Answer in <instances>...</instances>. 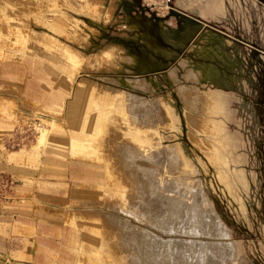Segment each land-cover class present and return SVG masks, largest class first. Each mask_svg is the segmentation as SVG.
I'll use <instances>...</instances> for the list:
<instances>
[{
    "label": "rangeland",
    "instance_id": "rangeland-1",
    "mask_svg": "<svg viewBox=\"0 0 264 264\" xmlns=\"http://www.w3.org/2000/svg\"><path fill=\"white\" fill-rule=\"evenodd\" d=\"M0 91L56 264H264L263 0H0Z\"/></svg>",
    "mask_w": 264,
    "mask_h": 264
},
{
    "label": "crops",
    "instance_id": "crops-1",
    "mask_svg": "<svg viewBox=\"0 0 264 264\" xmlns=\"http://www.w3.org/2000/svg\"><path fill=\"white\" fill-rule=\"evenodd\" d=\"M8 109V97L0 91V176L12 175L19 181L10 195L0 193V264H56L55 250L42 242L38 230L44 212L40 196L51 184L42 183L40 168L45 167L47 175L56 171H50L51 164H42L39 154L8 147Z\"/></svg>",
    "mask_w": 264,
    "mask_h": 264
},
{
    "label": "bare ground",
    "instance_id": "bare-ground-1",
    "mask_svg": "<svg viewBox=\"0 0 264 264\" xmlns=\"http://www.w3.org/2000/svg\"><path fill=\"white\" fill-rule=\"evenodd\" d=\"M207 252L209 253V252H211V251L208 250ZM205 254H206V253H205ZM215 255H216V254H215ZM203 256H204V255L202 254V258H199V260H200V263H199V264H202V263L204 262L205 259L203 258ZM203 264H204V263H203ZM205 264H206V263H205Z\"/></svg>",
    "mask_w": 264,
    "mask_h": 264
},
{
    "label": "trees",
    "instance_id": "trees-1",
    "mask_svg": "<svg viewBox=\"0 0 264 264\" xmlns=\"http://www.w3.org/2000/svg\"><path fill=\"white\" fill-rule=\"evenodd\" d=\"M264 1V0H263Z\"/></svg>",
    "mask_w": 264,
    "mask_h": 264
}]
</instances>
